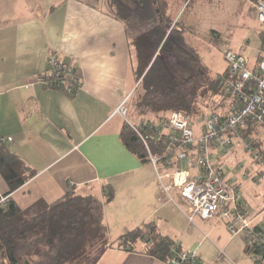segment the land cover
Masks as SVG:
<instances>
[{"label": "crops", "instance_id": "0c3cea01", "mask_svg": "<svg viewBox=\"0 0 264 264\" xmlns=\"http://www.w3.org/2000/svg\"><path fill=\"white\" fill-rule=\"evenodd\" d=\"M139 24L123 21L107 0H0V138H12L6 145L36 171L11 193L0 172V198L28 208L37 201L51 204L71 190L98 192L105 232L96 241V255L103 251L97 264H171L143 252L142 241L134 251L111 247L146 223L168 235L175 252L196 253L198 264H258L264 250L256 239L233 235L219 214L189 220L178 192L176 203L167 200L154 166L122 141L126 122L115 110L136 94L140 65L134 41L150 27ZM51 50L73 61L81 79L76 93L38 81L50 70ZM214 151V162L224 165L227 176L236 161L243 167L239 146L226 155ZM109 186L114 196L106 201ZM237 187L264 239V200Z\"/></svg>", "mask_w": 264, "mask_h": 264}, {"label": "trees", "instance_id": "16d2710c", "mask_svg": "<svg viewBox=\"0 0 264 264\" xmlns=\"http://www.w3.org/2000/svg\"><path fill=\"white\" fill-rule=\"evenodd\" d=\"M109 5L119 18L132 26L135 21L141 26L152 23L134 41L138 44L136 54L140 65L135 102L139 113H152L154 118L151 119L162 121L173 110H179L192 119L194 127L210 113H229L234 100L225 94L221 84L229 74V66L216 78L203 72L199 78L188 76L179 80L169 60L160 53L171 55L175 54L174 48L186 51V47H189L184 30H178L177 23L166 15L167 0H136L133 8L122 0H109ZM260 36L264 39V29ZM262 58L264 55L260 56L259 61ZM254 133L258 131L254 130ZM121 137L126 147L141 161L150 162L145 144L128 122L121 130ZM258 146L261 147V143L256 142V148ZM163 149L164 145L152 142L154 154L160 155ZM0 172L9 183V193L19 189L36 174L9 149L2 138ZM110 188L106 187V201L114 196V190ZM103 215L100 199L73 190L51 204L37 201L28 208L20 207L13 199L5 205L0 202V264H67L100 239L105 232ZM140 241L145 242L141 250L156 258L168 261L177 256L174 241L168 235L157 232L152 223L123 233L112 242L111 247L117 244L122 249L134 251L138 249ZM102 253L94 255L85 264H97Z\"/></svg>", "mask_w": 264, "mask_h": 264}, {"label": "built area", "instance_id": "2783aa9c", "mask_svg": "<svg viewBox=\"0 0 264 264\" xmlns=\"http://www.w3.org/2000/svg\"><path fill=\"white\" fill-rule=\"evenodd\" d=\"M246 1L253 6L257 19L264 26V0ZM47 58L50 70L38 76V81L48 89L76 93L81 79L73 61L66 59L60 50H51ZM225 58L229 62V74L221 84L225 94L234 100L228 114L210 113L196 129L192 119L179 110H173L166 120L132 122L127 120L129 108L123 102L115 114H120L145 144L167 200L176 203L174 192H178L189 209V220L197 217L210 220L219 214L233 235L256 239L264 250L263 234L253 227L247 209L242 206L241 191L227 180L224 165L214 162V149L221 151V155L229 154L240 140L244 150L261 164L259 179L264 177V155L255 150L254 145L257 139L254 130L264 133V58L251 68L240 52L227 50ZM152 142L164 145V152L154 154ZM7 199L3 197L0 202L5 205ZM176 254L170 259L171 264H198L194 252ZM258 264H264V258L258 259Z\"/></svg>", "mask_w": 264, "mask_h": 264}, {"label": "rangeland", "instance_id": "374dc122", "mask_svg": "<svg viewBox=\"0 0 264 264\" xmlns=\"http://www.w3.org/2000/svg\"><path fill=\"white\" fill-rule=\"evenodd\" d=\"M122 1L132 8L136 3V0ZM167 2L166 15L177 23L178 30H184V38L189 45L186 51L174 48L175 54L171 55L160 52L166 60H169L179 80L188 76L199 78L200 73L203 72L215 78L223 74L229 66L225 58L227 50L242 53L248 61L249 68L259 62L258 57L264 52V39L260 36L264 26L257 19L255 10L248 1L167 0ZM107 3L109 5V0ZM137 96L138 93L128 102L130 111L127 120L137 122L154 118L152 113L141 114L136 110ZM199 125L201 127L202 122L196 127L200 128ZM255 134L257 138L254 144L255 150L264 155V133L260 131ZM256 142L261 143V147L256 148ZM235 146H239L244 152L238 156L244 161L243 167L236 161L235 167L231 170L232 174L227 176V180L235 186L240 184L243 190H247V195H255V199L261 202L264 200V177L259 179L261 164L254 160L250 152L244 150L243 142L240 141ZM159 165L164 169L161 164ZM93 196L97 199L100 197L98 192H93ZM89 246L67 264H85L101 249L96 241Z\"/></svg>", "mask_w": 264, "mask_h": 264}]
</instances>
